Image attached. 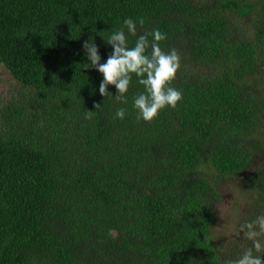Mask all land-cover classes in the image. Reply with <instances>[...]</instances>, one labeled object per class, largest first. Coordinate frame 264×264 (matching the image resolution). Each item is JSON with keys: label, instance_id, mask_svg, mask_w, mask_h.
Wrapping results in <instances>:
<instances>
[{"label": "trees", "instance_id": "1", "mask_svg": "<svg viewBox=\"0 0 264 264\" xmlns=\"http://www.w3.org/2000/svg\"><path fill=\"white\" fill-rule=\"evenodd\" d=\"M126 18L180 56L183 100L152 122L135 77L121 104L83 67ZM227 181L251 204L224 244ZM262 213L264 0H0V264H228Z\"/></svg>", "mask_w": 264, "mask_h": 264}, {"label": "clouds", "instance_id": "2", "mask_svg": "<svg viewBox=\"0 0 264 264\" xmlns=\"http://www.w3.org/2000/svg\"><path fill=\"white\" fill-rule=\"evenodd\" d=\"M143 23V20L139 21L140 25ZM109 32L106 38H102L113 51L104 62L95 37L83 44L88 61L83 64L84 69H95L103 76L99 93L127 104V94L135 77L143 87V91L135 95L132 102L138 119L152 122L162 110L178 107L183 100V93L173 87L172 82L181 68L180 56L175 49L164 51L161 48L160 42L167 39L166 34L159 29L138 34L137 22L132 18H126L121 28ZM129 36L135 37L134 46H129ZM110 85L115 86V95L110 93ZM88 112L90 114L93 111ZM126 113L125 107H119L115 117L122 120ZM243 231L245 237L253 240V246L229 260L228 264H264V254H261L264 253V243L256 239L264 236V213L243 225Z\"/></svg>", "mask_w": 264, "mask_h": 264}, {"label": "rangeland", "instance_id": "3", "mask_svg": "<svg viewBox=\"0 0 264 264\" xmlns=\"http://www.w3.org/2000/svg\"><path fill=\"white\" fill-rule=\"evenodd\" d=\"M250 204V198L238 190L235 181H227L223 185L222 200L216 207L215 238L224 244L239 241L244 211Z\"/></svg>", "mask_w": 264, "mask_h": 264}]
</instances>
